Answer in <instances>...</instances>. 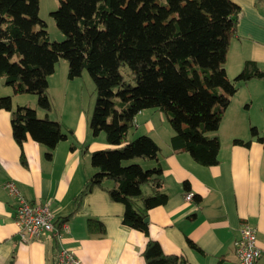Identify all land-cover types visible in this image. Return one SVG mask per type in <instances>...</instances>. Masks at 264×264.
Wrapping results in <instances>:
<instances>
[{
	"label": "trees",
	"instance_id": "obj_1",
	"mask_svg": "<svg viewBox=\"0 0 264 264\" xmlns=\"http://www.w3.org/2000/svg\"><path fill=\"white\" fill-rule=\"evenodd\" d=\"M57 1L50 15L63 35L59 42L49 40L46 23L38 16V0H0V78L13 95H35L36 107L44 112L39 117L28 105L13 107L11 96L0 97V110L9 112L12 138L20 148V163L26 166L22 145L28 137L44 149L47 161L66 139L60 122L48 116V77L58 60L67 62L68 80L87 71L95 92L87 129L94 137L102 134L111 147L90 153L96 171L85 179L72 211L61 221L99 187L124 207L122 224L147 237L142 264H186L149 238L145 222L150 209L167 201L162 169L159 164L144 169L133 161L155 160L159 147L148 135H127L139 112L157 109L173 131L174 152H187L201 166L218 163L220 142L208 133L218 130L238 84L264 79V71L251 61L232 79L227 76L226 56L240 9L230 0ZM122 67L129 69V80L121 74ZM249 136L232 144L248 147L254 139L264 151V128L251 127ZM106 180L113 186L104 188ZM143 187L150 192L145 195ZM184 188L189 190L186 182ZM87 228L91 233L105 231L92 219ZM187 245L202 252L189 239Z\"/></svg>",
	"mask_w": 264,
	"mask_h": 264
},
{
	"label": "crops",
	"instance_id": "obj_2",
	"mask_svg": "<svg viewBox=\"0 0 264 264\" xmlns=\"http://www.w3.org/2000/svg\"><path fill=\"white\" fill-rule=\"evenodd\" d=\"M230 1L240 9L225 64L232 79L246 61L264 71V0ZM64 83L59 113L57 93L56 105L48 116L60 122L67 136L56 145L49 161L44 158V149L28 137L22 145L26 166L20 163L9 112L0 110V264H55L61 247L71 249L83 264H142L147 237L122 224L124 207L110 201L104 189L93 188L78 211L61 221L72 211L85 179L96 171L90 165V153L111 147L102 134L94 137L88 131L89 113L75 98L68 97L73 82ZM2 86L6 88L0 78V96L9 94ZM256 102L264 115V79L238 84L218 130L208 133L220 142L218 163L208 167L193 161L185 151L172 150L173 131L161 111L147 109L136 115L133 132L127 138L148 135L159 147L156 159L143 163L148 168L159 164L162 169V191L167 201L150 209L147 218L149 238L158 242L165 254L181 256L186 264H228L234 261L232 244L239 226L248 222L256 228L261 250L255 264H264V151L254 139L248 147L232 144L234 139L249 140L250 127L264 128V119L251 114ZM35 109L43 117L44 112ZM72 143L75 148H71ZM6 182H13L27 201H50L57 224L66 223L68 232L62 233L60 240L44 236L19 242L13 217L16 200L4 190ZM185 182L199 200L184 199ZM102 185L109 188L113 182L106 180ZM142 189L150 192L148 187ZM89 219L99 221L104 233H91ZM187 239L202 252L190 248Z\"/></svg>",
	"mask_w": 264,
	"mask_h": 264
},
{
	"label": "built area",
	"instance_id": "obj_3",
	"mask_svg": "<svg viewBox=\"0 0 264 264\" xmlns=\"http://www.w3.org/2000/svg\"><path fill=\"white\" fill-rule=\"evenodd\" d=\"M4 190L15 197L13 212L17 225V238L21 243L29 242L44 236L61 239L62 233L68 232L66 223L57 224L54 209L50 201L42 203L27 201L22 197L13 182H6ZM184 199L193 201V195L186 191ZM234 261L228 264H255L261 256L257 243L256 228L248 222H242L238 229V237L232 244ZM55 264H83L71 249L61 247L56 253Z\"/></svg>",
	"mask_w": 264,
	"mask_h": 264
},
{
	"label": "rangeland",
	"instance_id": "obj_4",
	"mask_svg": "<svg viewBox=\"0 0 264 264\" xmlns=\"http://www.w3.org/2000/svg\"><path fill=\"white\" fill-rule=\"evenodd\" d=\"M58 5H59V2L57 0H38V16L42 21L46 23V29H47L49 40L57 41V42L63 40V35L56 28L50 13L56 10ZM120 72L126 80H129L131 78L130 71L127 67H122L120 69ZM66 73H67V62L64 59H59L54 67V73L48 77V81L50 80L51 84L50 86H48L47 94L49 96L50 102L52 103V106L56 105V99H57L56 96L58 93V113H59V108H60L59 99L61 100L63 96V89L65 85L64 82H66L67 84H71V82H73L72 90H71V93H68V97L72 96L73 98H75L77 104L80 105L81 108L86 113H89V116H90L93 103H94V99H95L94 85H93L91 78L89 77L87 71H83L81 77H78L72 81H69L66 78ZM5 87L6 88L2 86L1 88H4L6 92H8L9 94H6L4 96H11V102H12L13 107L17 105H20V106L31 105L29 107L34 108V109L36 108L35 106H37V104H36L35 95L25 94V93L13 95L11 87L6 86V85ZM4 96H0V97H4ZM258 108H259V102H256L251 114L252 116L255 115L258 118H261L263 121L264 115L259 113ZM257 129L259 128L257 127ZM131 132H133V130L129 131L128 137H130ZM133 162L140 164V166L144 169L148 168V166H146L147 163H143V161L135 160ZM143 193L145 195L148 194V192H145L144 189H143Z\"/></svg>",
	"mask_w": 264,
	"mask_h": 264
},
{
	"label": "water",
	"instance_id": "obj_5",
	"mask_svg": "<svg viewBox=\"0 0 264 264\" xmlns=\"http://www.w3.org/2000/svg\"><path fill=\"white\" fill-rule=\"evenodd\" d=\"M148 221V218H145V222Z\"/></svg>",
	"mask_w": 264,
	"mask_h": 264
}]
</instances>
